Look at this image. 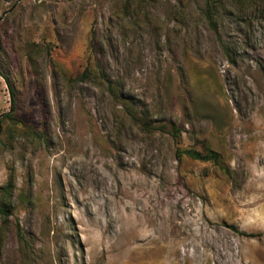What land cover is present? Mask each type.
<instances>
[{"label": "rangeland", "instance_id": "rangeland-1", "mask_svg": "<svg viewBox=\"0 0 264 264\" xmlns=\"http://www.w3.org/2000/svg\"><path fill=\"white\" fill-rule=\"evenodd\" d=\"M213 1L0 0V264H264V0Z\"/></svg>", "mask_w": 264, "mask_h": 264}, {"label": "trees", "instance_id": "trees-1", "mask_svg": "<svg viewBox=\"0 0 264 264\" xmlns=\"http://www.w3.org/2000/svg\"><path fill=\"white\" fill-rule=\"evenodd\" d=\"M216 17V9H215V4L213 0H207V11H206V19L208 20L209 25L211 26L212 30L214 32H217V22L215 20ZM89 71H85V73H83L78 79L79 80H84L85 77L88 76ZM5 82L7 84L8 90H9V94L11 96V110L14 111L16 105H15V90L13 88V86L10 84V81L8 80V78H5ZM109 89L111 90V92L115 95V97L120 100L122 102V97L120 96V94H118V90L116 87H114L113 85L109 84ZM126 106H129V110H131L132 113L129 114V117L134 120L135 122L138 121L136 114L134 113V106L133 104L131 105L130 103L126 102ZM8 119L10 120H15L13 117H11V115H7ZM173 132H177L176 128H173ZM180 155H185L190 157L193 160L199 161V162H205V163H211L214 166H219L221 169H223V166L221 165V156L212 151V150H207L206 153H200L197 151H193V150H187V151H183L181 152ZM13 189L14 186L12 183H9L6 187H4L1 190V197H0V216L3 219L4 224H6L8 222V219L11 215V206H10V197L13 194ZM242 234V233H241ZM244 236H247L246 234H242ZM253 236V235H251Z\"/></svg>", "mask_w": 264, "mask_h": 264}]
</instances>
